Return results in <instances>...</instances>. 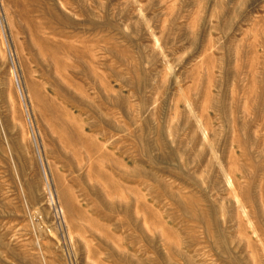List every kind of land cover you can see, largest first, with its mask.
I'll return each mask as SVG.
<instances>
[{"label": "rangeland", "instance_id": "374dc122", "mask_svg": "<svg viewBox=\"0 0 264 264\" xmlns=\"http://www.w3.org/2000/svg\"><path fill=\"white\" fill-rule=\"evenodd\" d=\"M0 264H264V0H0Z\"/></svg>", "mask_w": 264, "mask_h": 264}, {"label": "bare ground", "instance_id": "6f19581e", "mask_svg": "<svg viewBox=\"0 0 264 264\" xmlns=\"http://www.w3.org/2000/svg\"><path fill=\"white\" fill-rule=\"evenodd\" d=\"M204 132V131H203ZM228 176V175H227Z\"/></svg>", "mask_w": 264, "mask_h": 264}]
</instances>
